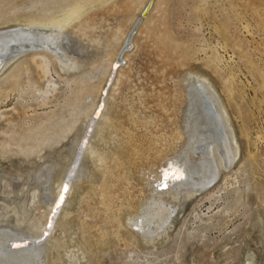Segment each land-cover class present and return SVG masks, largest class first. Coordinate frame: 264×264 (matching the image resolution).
I'll use <instances>...</instances> for the list:
<instances>
[{
  "label": "rangeland",
  "instance_id": "obj_1",
  "mask_svg": "<svg viewBox=\"0 0 264 264\" xmlns=\"http://www.w3.org/2000/svg\"><path fill=\"white\" fill-rule=\"evenodd\" d=\"M41 1L0 0V31L24 26L29 12L43 8ZM46 1L48 8L74 2ZM87 1L85 13L67 28V50L80 68L69 71L50 56L58 91L47 106L36 99L35 90L46 89L47 82L32 54L0 74V227H43L39 179L49 173L57 180L96 105L109 100L116 117L101 126L100 148L86 165L104 171L106 182L88 185V199L71 206L81 234L114 238L119 231L109 216L136 210L147 198L136 168L123 158L112 162L109 150L128 145L139 160L185 149L186 82L196 74L210 81L224 103L238 158L215 185L176 206L156 242L116 239L106 252L91 254L89 264H264V0H156L125 56L124 37L149 0ZM116 56L125 63L108 77ZM18 141L27 153L8 148ZM70 235L61 226L54 230L52 264H71L65 254Z\"/></svg>",
  "mask_w": 264,
  "mask_h": 264
},
{
  "label": "bare ground",
  "instance_id": "obj_2",
  "mask_svg": "<svg viewBox=\"0 0 264 264\" xmlns=\"http://www.w3.org/2000/svg\"><path fill=\"white\" fill-rule=\"evenodd\" d=\"M47 2L46 0L40 2L43 8L38 10L36 8L29 14L26 12L31 18L28 17L29 20L24 26L0 31V74L17 58L32 54L30 60L47 82L46 89L35 90L38 93L36 99H42L41 106H47L50 103L49 95L55 96L58 91V83L51 76L50 56L55 57L61 66L66 65L69 71L80 68L70 57V50H67L69 34L67 28L85 13V4L88 1L74 0L71 4L57 5L53 8L46 7ZM155 2L156 0L145 17L142 16L144 10L142 11L124 37L121 47L123 55L131 50L137 31ZM53 12L56 17L50 16L52 18L47 19V15H52ZM116 59L117 56L110 64L108 77L111 73L114 76L125 63L121 58L119 62H116ZM113 76L100 92L103 98L108 94L107 90L113 82ZM186 86L189 104L188 116L185 118L187 121L185 130L188 135V145L185 149L171 155L141 157L139 160L136 150H129L128 145L118 150H109L108 159L112 162L118 164L123 158L131 170L133 167L136 168L138 187L147 198V201L136 210L126 208L120 216L117 214L109 216L110 222H115L119 231L114 238L101 240L90 234H81L80 223L75 218L71 206L78 200L88 199L91 189L88 185L100 187L106 182L104 171L86 167L88 162L91 164L90 155L100 148L98 137L101 126L107 119L110 121L117 114L109 105V100L106 105L102 100L96 105L81 135L77 137L75 148L71 150L72 155L65 164L62 174L55 182H52L51 176L48 177L49 173L39 179L41 184L38 190L41 194L39 200L46 208L44 215L46 222L43 227L36 226L33 229L29 225H14L11 229L10 226L3 227V224L0 227V264H52L51 249H48V245L57 226L63 227L73 239L65 247V254L71 260V264H89L91 254L106 252L114 246L116 239L121 241V238L130 240L137 237L138 240L142 238L144 241H155L161 235V230H164L165 223L172 219L176 206L184 198L199 195L215 185L221 172L229 169L238 158L239 145L234 137L224 103L210 81L204 76L190 74ZM12 123L9 122L8 125L11 126ZM14 146L19 150H26V145L21 141L8 144L9 149ZM73 171L76 175H73ZM67 181L70 182V186H64ZM105 195L106 190L101 187L100 201L108 212L109 206ZM12 242H15L13 246L10 245ZM72 249L76 251H71ZM82 259L87 260V263H83Z\"/></svg>",
  "mask_w": 264,
  "mask_h": 264
},
{
  "label": "water",
  "instance_id": "obj_3",
  "mask_svg": "<svg viewBox=\"0 0 264 264\" xmlns=\"http://www.w3.org/2000/svg\"><path fill=\"white\" fill-rule=\"evenodd\" d=\"M154 0H151L150 3L148 4L147 8L144 10L142 16L145 17V15L148 13L149 9L151 8L152 6V3H153ZM120 64H123V62H120ZM107 89V88H106ZM108 91V90H107ZM167 169V168H166ZM67 185V186H70V182L67 181L64 183V186ZM15 244V242H12L10 243L11 246H13Z\"/></svg>",
  "mask_w": 264,
  "mask_h": 264
}]
</instances>
